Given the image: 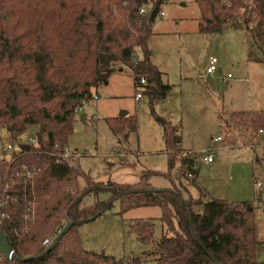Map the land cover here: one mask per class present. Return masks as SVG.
<instances>
[{"label": "trees", "instance_id": "trees-1", "mask_svg": "<svg viewBox=\"0 0 264 264\" xmlns=\"http://www.w3.org/2000/svg\"><path fill=\"white\" fill-rule=\"evenodd\" d=\"M164 0H0V126L21 134L35 124L34 145L22 150L15 164L33 166L31 180L16 178L9 190L17 200L5 201L7 216L0 229L12 254L0 252V264H120L102 251L82 247L76 227L102 214L112 201L119 211L140 205L160 207L162 233L149 252L126 259L138 264L151 255L153 264H264L255 257V221L249 201L183 196L179 186L154 187L149 174L181 178L195 184L197 156L180 148L178 126L152 109L154 100L166 96L169 86L150 63L147 43ZM197 30L214 34L243 21L245 35L264 55V0H195ZM145 5L147 12L139 13ZM139 51L141 59H135ZM250 55V54H249ZM132 72L133 85L145 79L143 94L150 114L161 129L167 169L145 170L134 182L93 180L59 156L72 134L74 109L91 99V89L105 84L115 64ZM113 135L136 132L135 115L105 119ZM264 127L261 112H232L220 118L219 131L232 145L230 133L257 143ZM7 165L0 158V179ZM78 176L83 184L77 182ZM108 192L104 198L98 193ZM92 196L90 203L86 197ZM201 205L200 212L194 211ZM27 213L28 217L23 218ZM61 221L70 227L51 247L41 240ZM136 238L152 240L150 219L133 224Z\"/></svg>", "mask_w": 264, "mask_h": 264}, {"label": "rangeland", "instance_id": "rangeland-1", "mask_svg": "<svg viewBox=\"0 0 264 264\" xmlns=\"http://www.w3.org/2000/svg\"><path fill=\"white\" fill-rule=\"evenodd\" d=\"M159 11L163 15H156L154 34L148 41L147 48L150 63L165 73L164 81L169 79L172 83L173 92L169 99L173 102L166 106L163 102L156 101L152 103V109L160 116H164L165 107L181 115L182 118L178 119L183 132L181 147L196 156L210 152L212 160L198 161L195 166V184L189 183L187 178H181L180 184L173 171L171 176L151 173L149 182L158 188L179 186L183 196H200L202 201L211 197L228 201H249L255 221V257L258 261H264V131L257 134L256 144H248L246 137L241 136L243 134L232 130L229 135L233 145H227V138L219 131L217 122L218 114L223 120H227L231 105L237 110H248L247 102L250 104L249 110H258L264 117V55L250 39V49L247 51L250 52L252 60H248L246 50L243 52L236 48L230 52L231 61L238 67L228 69L232 76L230 86L228 84L225 87L221 80L216 82L218 90L228 89L223 94L218 91L219 95H216L215 100L217 105L213 108V102L204 91L202 82L193 79V75H198L200 80L208 79V75L204 74L207 66L205 58L210 54V34L196 32L199 12L195 0H164ZM242 23L241 19L237 22ZM141 57L137 50L135 59L139 60ZM214 75L221 77L217 72ZM243 75L248 78L249 83L240 81L230 88ZM191 81L195 82V87L200 92L193 101L195 108H192L195 110V117L200 118V126L205 129L195 140L190 135L185 136L189 130L185 116L188 109L184 91L180 94L179 87L191 84ZM140 90V87L133 85L130 69L117 63L108 83L100 84L97 88L98 97L96 96L93 113L83 110L84 118L80 117V112L75 113L72 121L73 132L68 137L66 148L75 153L73 164L93 180L134 182L145 170L162 172L167 169L160 129L150 114L148 100L145 96L139 102L133 98L134 93ZM209 102L210 107L212 104V112H208ZM122 111L135 115L136 132L126 136L113 135L105 119L119 117ZM37 129L35 124H29L18 134L0 126V158L6 156L4 148L7 144H12L16 150L19 145L27 144L29 138H34ZM244 135L250 136V132ZM217 137L220 140L216 141ZM187 143L191 147L185 146ZM254 180L259 182V186L254 185ZM77 182L79 185L83 184V178L78 176ZM107 195L108 192H100L97 198ZM92 200V196L86 197L87 203ZM193 209L196 212L202 210L199 204ZM118 211L119 201L114 199L102 214L79 224L76 231L85 249L102 251L116 259H122L120 264H130L126 261L128 257L149 252L154 242L159 239L162 233L160 207L140 205L130 207L124 212ZM147 219L153 223L152 240L142 243L136 238L132 224L136 220ZM153 263V257L147 255L138 264Z\"/></svg>", "mask_w": 264, "mask_h": 264}, {"label": "crops", "instance_id": "crops-1", "mask_svg": "<svg viewBox=\"0 0 264 264\" xmlns=\"http://www.w3.org/2000/svg\"><path fill=\"white\" fill-rule=\"evenodd\" d=\"M153 26H154V23L152 25V35L150 36V38L154 34L153 33ZM196 32H198L197 29H196ZM199 34H202V33H199ZM150 38H149V40H150ZM208 47L210 48V54L207 56V58H205V63L207 65V62H208V59H209L208 57L215 56L216 60H217V64L216 65H217V69H218L216 72L218 74H220L221 77L220 76H215L214 73H213L214 76H210L211 74H206V72L204 71V74L208 75V79H206V81L203 80V79L200 80L198 75L197 76L193 75V79H195V81H197V82L198 81L202 82V86L204 88V91H206V93L209 96V98H211V101L213 102V108H214L217 105L216 104L217 102L215 101V100H217L216 99V95H219V93L223 94V92L228 89V87H227L224 90H221V91L218 90L217 89L218 85H217L216 82H218V80H221V78L224 77L225 75L229 74L228 69H230L232 67H235V68L238 67L237 64L235 65L234 62L231 61L232 59L230 57V52L235 51L236 48L244 52L245 50L246 51L249 50L250 47H249L248 38L245 35L244 28L241 26V24H237V23L235 25H233V26H228V27L224 28L220 32H217V33H214V34H210V42L208 44ZM217 47H218V50H216ZM214 51L218 52V54H215ZM247 53H248V55H247L248 56V60H252L250 55H249L250 52L247 51ZM243 60H245V59H243ZM157 69L159 70V68H157ZM224 71H226V72L224 73ZM160 72H161V83L163 85L169 86V91L166 94V96H164L162 98H159L157 100H154L153 102L154 103L156 101L163 102L167 106L168 104H171L173 102V101H171L169 99L172 96L173 86L171 85L172 83H170L169 79H167V81H164L165 73L163 71H160ZM112 75H113V72L110 74V76H112ZM110 76L108 77V79H107L105 84L108 83ZM230 80H232V76L229 79H227L224 84L222 82L221 83H222V85H224L226 87L230 83ZM240 81H243L245 83H249L248 78L245 75H243L242 78H238L237 80H235L234 83L231 84L230 88L235 87V85L237 83H239ZM168 83H170V84H168ZM194 83H195L194 81H191V84H187L185 86H183V85L179 86L180 87V94L182 93V91H184L185 101H186V104H187L186 108L188 109V110H186L185 116L187 118L189 130L187 131V134H185V136L187 137V136L190 135V136H192L193 140H195L197 137H199V135L202 134L204 132V130H205L203 127L200 126V122H201L200 118L198 116L195 117V110H193V108H192V107H194L193 101L195 100L196 96L200 95V92L195 87L196 84H194ZM105 84H103V85H105ZM98 86H100V85H98ZM98 86L91 89V95H95V97L97 96V88H98ZM229 86H230V84H229ZM218 91H219V93H218ZM97 97L95 99H90L88 101V107L85 108V109H82L80 111V117L81 118L85 117V114L82 112L83 110H85V111H87L89 113H93L94 108H96L95 102L97 100ZM247 100H249V99H247ZM210 103L211 102H209V111L208 112H210V111L212 112V104H211V107H210ZM249 105L250 104L247 102V108L246 109H248V110H237V108H234V106L231 105L230 108H229L230 110H229L228 114L232 113V112H248V111H256V112H258V110H249ZM125 115H128L127 112H125ZM163 117L170 124L178 126V130H179L178 133H179V137H180V148H182L181 146L183 144V132H182L181 123L178 120L179 118H182V116L179 115V114L178 115L175 114L173 112V110L170 111V110H168L165 107L164 108V116ZM220 118H222V117L218 114L217 115L218 128H219V124H220ZM191 119H193V120H191ZM159 129H160V127H159ZM263 131L264 130L262 128V132L261 133H263ZM258 133L259 132L257 131V134ZM244 134L241 135V136L242 137H246L247 135H244ZM160 135H161V129H160ZM160 138H161V140L163 142L162 136ZM219 140H220V138H219ZM187 141H189V140L187 139ZM216 141H218V140H216ZM189 145L187 143V145H185V146L191 147ZM182 149L184 151H189V150H186L184 148H182ZM163 154L165 155L164 149H163ZM122 160H123V162H125L124 161L125 159L122 158Z\"/></svg>", "mask_w": 264, "mask_h": 264}, {"label": "built area", "instance_id": "built-area-1", "mask_svg": "<svg viewBox=\"0 0 264 264\" xmlns=\"http://www.w3.org/2000/svg\"><path fill=\"white\" fill-rule=\"evenodd\" d=\"M147 12V7L145 5H142L139 8V13L141 14H145ZM158 16H162L163 13L161 11H158L157 13ZM217 60L215 57L211 56L208 59L207 62V66L205 69L206 74H213L215 73L218 69H217ZM115 68V66H114ZM231 77L230 74L225 75L224 77L221 78V82L224 84L226 82L227 79H229ZM145 84V79L142 76H139L137 78V80L135 81V87H140V91H137L134 93L133 98L136 102H139L142 97L144 96L143 94V85ZM95 95L91 96V99H95ZM88 107V101L84 100L81 102V104L79 106H77L74 111L75 113H79L82 109H85ZM259 133L262 132V130H258ZM215 140H219V137H217ZM36 143L35 138H29L27 145H29V147L31 145H34ZM23 145V144H21ZM23 149L19 147L14 150L12 144H7L4 148V152H5V157L4 159L7 162V165L4 169V175L2 180L0 179V224L2 223L3 219L7 216L6 211L4 210V208H2V204L5 201H11L14 202L17 200V197L12 194L9 193V190L14 182V180L16 178H21L24 181H28L31 180L33 175H34V168L33 166H28L26 164H15V158L16 156L20 153V151H22ZM187 152L183 151L181 152V156H186ZM59 156L64 157V158H73L75 157V153L74 152H70L66 147L63 148L62 152L59 153ZM197 161H201V162H210L212 160V154L210 152L202 154L200 156H197ZM254 185L257 187L259 186V182L257 180H254ZM23 218H27L28 214L24 213ZM65 225V222L61 221L57 226H52L53 230L51 233L46 234L42 240L41 243L42 244H47L49 242H51V240L53 239V237L60 231V229Z\"/></svg>", "mask_w": 264, "mask_h": 264}, {"label": "water", "instance_id": "water-1", "mask_svg": "<svg viewBox=\"0 0 264 264\" xmlns=\"http://www.w3.org/2000/svg\"><path fill=\"white\" fill-rule=\"evenodd\" d=\"M125 115V111H122L119 113V116H123ZM21 149L27 150L29 149V145L27 144H23L20 145ZM72 224V221L67 222L61 229L60 231L53 237V239L51 240V242L48 244L47 248L53 246L58 239L61 237V235L70 227V225ZM0 252H2V254L6 257H9L12 254V248L11 245L9 244L7 237L5 236V234L2 232V230L0 229Z\"/></svg>", "mask_w": 264, "mask_h": 264}]
</instances>
